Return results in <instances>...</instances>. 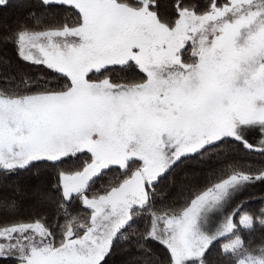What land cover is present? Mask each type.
<instances>
[{
  "label": "snow or ice",
  "instance_id": "1",
  "mask_svg": "<svg viewBox=\"0 0 264 264\" xmlns=\"http://www.w3.org/2000/svg\"><path fill=\"white\" fill-rule=\"evenodd\" d=\"M0 50V264H264V0H0Z\"/></svg>",
  "mask_w": 264,
  "mask_h": 264
},
{
  "label": "trees",
  "instance_id": "2",
  "mask_svg": "<svg viewBox=\"0 0 264 264\" xmlns=\"http://www.w3.org/2000/svg\"><path fill=\"white\" fill-rule=\"evenodd\" d=\"M11 56H12V53L9 52V53H8V56L5 57V54H4L3 50H0V65H2V61H3V59H5V58L11 59ZM23 71H25V72H29V73H30V70H28V69H23ZM30 74H31V73H30Z\"/></svg>",
  "mask_w": 264,
  "mask_h": 264
},
{
  "label": "rangeland",
  "instance_id": "3",
  "mask_svg": "<svg viewBox=\"0 0 264 264\" xmlns=\"http://www.w3.org/2000/svg\"><path fill=\"white\" fill-rule=\"evenodd\" d=\"M252 191H253L256 195H259L260 189L257 188V189H253Z\"/></svg>",
  "mask_w": 264,
  "mask_h": 264
}]
</instances>
